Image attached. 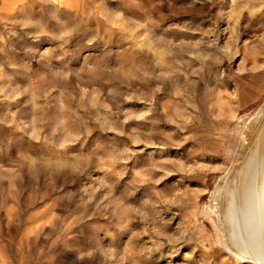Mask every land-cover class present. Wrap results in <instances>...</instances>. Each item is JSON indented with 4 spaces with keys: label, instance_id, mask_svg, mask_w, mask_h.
Returning a JSON list of instances; mask_svg holds the SVG:
<instances>
[{
    "label": "rangeland",
    "instance_id": "1",
    "mask_svg": "<svg viewBox=\"0 0 264 264\" xmlns=\"http://www.w3.org/2000/svg\"><path fill=\"white\" fill-rule=\"evenodd\" d=\"M262 108L264 0H0V264H253L216 197Z\"/></svg>",
    "mask_w": 264,
    "mask_h": 264
},
{
    "label": "bare ground",
    "instance_id": "2",
    "mask_svg": "<svg viewBox=\"0 0 264 264\" xmlns=\"http://www.w3.org/2000/svg\"><path fill=\"white\" fill-rule=\"evenodd\" d=\"M258 125L253 147L231 181L222 178L219 193H226L217 213L223 241L235 255L253 264H264V109L254 117ZM253 123V122H252ZM254 124V123H253ZM256 125V126H257ZM213 205V204H212ZM227 224L230 229H225Z\"/></svg>",
    "mask_w": 264,
    "mask_h": 264
}]
</instances>
